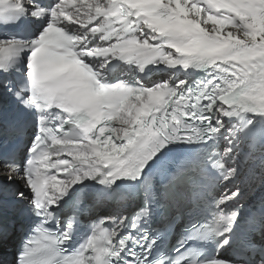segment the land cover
Here are the masks:
<instances>
[{
  "label": "snow or ice",
  "instance_id": "obj_1",
  "mask_svg": "<svg viewBox=\"0 0 264 264\" xmlns=\"http://www.w3.org/2000/svg\"><path fill=\"white\" fill-rule=\"evenodd\" d=\"M3 29L12 264H264V202L226 210L264 183V0H0Z\"/></svg>",
  "mask_w": 264,
  "mask_h": 264
},
{
  "label": "bare ground",
  "instance_id": "obj_2",
  "mask_svg": "<svg viewBox=\"0 0 264 264\" xmlns=\"http://www.w3.org/2000/svg\"><path fill=\"white\" fill-rule=\"evenodd\" d=\"M153 79H160L166 77H157L153 76ZM183 78V77H181ZM236 183L240 186L241 196H247L250 199L261 196L264 194V183H261L259 178V170H256L254 173L245 169L244 174L241 175L240 178L236 181ZM257 185V188L255 187ZM233 190H235L233 188ZM239 197V198H240Z\"/></svg>",
  "mask_w": 264,
  "mask_h": 264
},
{
  "label": "rangeland",
  "instance_id": "obj_3",
  "mask_svg": "<svg viewBox=\"0 0 264 264\" xmlns=\"http://www.w3.org/2000/svg\"><path fill=\"white\" fill-rule=\"evenodd\" d=\"M255 187L257 188V185Z\"/></svg>",
  "mask_w": 264,
  "mask_h": 264
}]
</instances>
